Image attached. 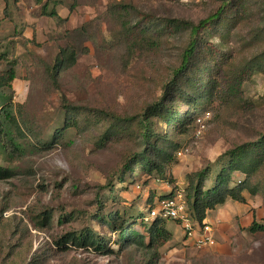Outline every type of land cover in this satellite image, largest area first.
I'll use <instances>...</instances> for the list:
<instances>
[{"label":"rangeland","instance_id":"374dc122","mask_svg":"<svg viewBox=\"0 0 264 264\" xmlns=\"http://www.w3.org/2000/svg\"><path fill=\"white\" fill-rule=\"evenodd\" d=\"M60 1L50 3L49 9L55 8L62 21L43 14L47 0H0V53L5 55L0 72L11 64L17 72L0 106L13 104L18 125L0 138V167L13 171V177L0 181V264H264V233L246 230L254 221L264 225V201L249 194L246 204L229 201L210 211L202 223L186 208L196 231L205 225L212 230L215 244L201 249L179 220L166 221L170 241L152 245L147 239L144 246L130 239L122 245V234L100 224L110 213H147L150 193L155 195L151 210L164 195L181 196L185 202L197 173L215 168L227 152L261 138L264 0H232L239 22L227 40H209L208 46L220 52L212 70L216 92L188 133L179 136L182 153L166 169L165 178L142 173L123 186V167L139 150L126 136H113L99 147L106 122L97 112L124 119L143 112L160 98L162 84L179 65L188 42L186 32L164 27L158 51L150 46L129 54L126 31L140 33L154 20L198 24L227 10L231 0ZM125 12L130 24L126 29V22H120ZM65 48L75 49L78 59L54 81L50 70ZM239 73L242 83L231 89ZM66 110L76 111L77 126L66 129L62 124ZM57 129H63V136L45 147ZM47 213L51 223L45 222ZM144 223L137 220L133 229L147 238ZM87 230L107 242L106 250L62 242L73 232Z\"/></svg>","mask_w":264,"mask_h":264},{"label":"trees","instance_id":"16d2710c","mask_svg":"<svg viewBox=\"0 0 264 264\" xmlns=\"http://www.w3.org/2000/svg\"><path fill=\"white\" fill-rule=\"evenodd\" d=\"M50 3L57 5L61 1L47 0L43 7V14L62 21L55 8L49 9ZM233 4L231 0L225 6L227 10L220 9L198 24L167 19L163 25L159 23V20H154L140 33H135L132 30L126 31L130 37L127 47L129 54L140 50L145 52L150 46L158 51L164 27H169L174 32H186L188 42L181 50L179 65L172 69L171 75L162 84L160 98H157L143 112L129 119L116 117L104 111L97 112V118L101 122H106L105 132L96 143L99 147L106 146V141L111 140L113 136H126L134 141L139 150V153L130 157L123 167L119 182L122 186L126 183L130 184L131 181L128 179H137L142 173L156 179H164L166 169L175 163L177 154L182 153V146L178 142L179 136L188 133L190 125L196 120L197 113L216 92L212 70L217 66L215 63L220 52L208 46V42L214 38L227 40L231 30L239 22L233 11ZM120 22H126L125 29L130 28L127 12L124 13ZM263 55L264 52L261 57ZM77 59L75 49H62L54 67L50 70V76L56 81L59 72L73 68ZM2 60H5V55L0 53V61ZM239 74L234 77L236 80L230 87L231 89L235 88L234 85L240 86L242 83L243 74ZM16 78V66L13 64L7 70L0 72V99L6 100L5 91L12 90V83ZM75 120L76 111L66 110L62 124L66 129H69L77 126L73 123ZM160 125L164 126L163 131L159 129ZM16 127L18 125L14 116L13 104H6L5 101L0 106V138L8 136V130L13 132ZM62 130L57 129L56 133L50 135L43 145L50 147L57 143L63 136L60 133ZM222 157L225 158L219 159L215 168L209 167V169L197 173L194 176L195 181L186 190L187 212L195 216L200 223L207 219L210 211L226 205L229 201L246 204L245 194H249L252 198L260 197L264 201V133L258 141L238 146ZM136 168L138 172L135 171ZM238 175H241V179H238ZM11 177H13V171L0 167V181ZM154 196L153 193H150L149 199L146 201L147 213L138 211L137 216L130 214V211L124 215L110 213L101 220L100 224L112 232L122 234V245L129 239L137 246H144L147 239L152 245L170 241L172 234L167 229V219L152 218L150 215L153 211L151 204L154 201ZM175 199L178 198L174 197V194L161 196L158 200V207L165 201ZM104 201L105 197H102L99 203L102 207L106 203ZM137 220L147 222L144 223V227L148 231L147 238L133 229ZM46 221L50 223L53 221V217L48 213L45 217ZM132 224V228L126 231L125 228ZM246 230L254 235L264 233V225L254 221L251 227ZM62 242L98 252L106 250L107 244L94 230L73 232L64 237Z\"/></svg>","mask_w":264,"mask_h":264},{"label":"built area","instance_id":"2783aa9c","mask_svg":"<svg viewBox=\"0 0 264 264\" xmlns=\"http://www.w3.org/2000/svg\"><path fill=\"white\" fill-rule=\"evenodd\" d=\"M150 215L152 218L159 217L167 220H179L188 238L194 239L196 246L200 249L215 244L210 226L205 225L199 232L194 229L192 218L187 214L186 204L182 201L181 196H179L178 199L163 202L161 206L153 210Z\"/></svg>","mask_w":264,"mask_h":264}]
</instances>
